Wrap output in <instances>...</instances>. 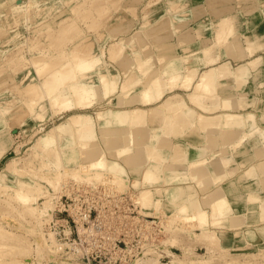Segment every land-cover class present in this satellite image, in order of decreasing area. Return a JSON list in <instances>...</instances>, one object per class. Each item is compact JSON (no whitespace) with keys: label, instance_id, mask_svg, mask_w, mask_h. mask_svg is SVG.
<instances>
[{"label":"rangeland","instance_id":"374dc122","mask_svg":"<svg viewBox=\"0 0 264 264\" xmlns=\"http://www.w3.org/2000/svg\"><path fill=\"white\" fill-rule=\"evenodd\" d=\"M174 1L180 2L182 0H0V132L2 130L5 131L6 129V132L8 131L9 136L12 138L10 140V144H8V146L0 153V172H4L5 166L10 161L14 160L22 173L19 171L21 174L18 173L19 175L12 177V182L16 181L17 177H21L25 181L40 183L39 185L43 190V194L41 193L42 195L37 197V204L27 207H22L20 203L14 199L11 192L4 191L2 193L6 194L7 197L0 198V226L9 229L11 233L15 232L12 236L15 235L17 236L16 238L19 239V241H16L17 239L14 237H12L14 240L11 241L10 237L9 240L8 238L4 239L7 243L10 242L9 245L11 248H9V250L12 251L13 249V252H8L6 263H10L9 261H11L12 264H15V261H18L17 264H35V262L36 264H65V262L67 264H86V260L83 261L81 259H77L80 247L75 244L74 246L71 245L72 248L77 247L78 250L76 249L75 251L78 252L74 251L75 248L70 250L65 247L67 242L61 238L62 235H57V231L54 229V227L57 228V226L55 224L49 225L52 219H57L58 217L66 218L67 213L64 209L67 208L64 207H68L70 204L71 206L74 205V208H77V210L80 211L79 214L84 215V213L90 211V209H92L91 218H95L99 214L102 228L96 233L99 237L95 238V248L103 249V255L108 257L111 255L114 256L113 258L120 257L121 254L119 255L118 253H115L116 250L110 248V243L118 240L123 249L126 250L123 251V255L130 258V262L128 264H154L157 261L155 260L156 258L159 259L155 264L161 262L169 263L172 259L177 262H184L185 264H264V252H262L264 251V237H262V235L264 236V225H252L251 222L253 220L249 222L247 215L254 213L256 211L254 209L257 208L262 221L264 220V195L261 197H257V195L254 196L251 189L248 190L247 187L243 186V193L245 195L238 193L239 195L233 194V196L230 197L232 195L231 194L229 196V202L233 205V207H241V209L237 210L231 209L233 215L230 218L234 219L236 215H238V221L235 218L237 223H231V219L225 217L228 213H226L227 215L223 214L224 216H222V214L218 215L217 206L214 204L216 201L210 199V194L214 191L213 188L215 187L217 188L218 186H221L228 188L229 186H232L230 189H227V191L237 189V183L232 181L231 176L238 169H244L242 174L244 179L256 177L258 181H260V175L258 172L260 170L261 172L264 170L262 169V163L260 164V162H264V127L258 126L256 118L250 111H239V113L243 116L233 118V124L232 120L229 121L223 116V111L226 110H218L220 108L219 106L224 103V100H220L221 104L218 102L221 98L218 92L219 85L222 83L220 78L231 73L236 76L238 81H243L246 80L249 69H247L246 72L238 71L240 70V67H244V64L242 66H238L235 70L231 69L228 64L225 65V67L218 68L217 66L216 69L213 68L215 70L212 71L215 72V75L208 82L210 84L213 80L209 86L211 88L210 89L207 85H205L206 83H202L198 86L196 85L198 84L197 81L202 74H198L199 72L197 68H192L195 72L191 68H188L190 71L186 69L184 72L182 68L176 67L169 62L172 67H169L172 71L170 73L173 75L171 76L168 72L170 70L167 67L169 66V63H165L166 59L164 60V58L160 55L156 57L160 64L158 63L159 65L157 67L153 65L155 57L150 54L148 50H150L151 41L154 40H151L150 37L152 35L147 34L146 31L151 25L149 19L152 18V20H154L157 17L161 18L165 15V13L167 14L170 3ZM180 9L181 5L177 4L174 7L172 5L170 7V10H174L175 13L181 12L178 11ZM168 19L166 17L162 18L161 21L156 24L158 25L159 30L167 31V27H173L171 25L172 21ZM139 21H142V24L139 23ZM145 21H147V27L145 26ZM224 23L227 25H223ZM218 26V31H216V33L219 32L220 34H224L227 30H229V34L232 32V27L228 23V20H225V22H219ZM220 27H223L222 29H226L220 30ZM172 30H174V28ZM137 31H139L138 37L140 40L138 38H134V40L136 39L135 41H130V45L128 43V46H125L117 56L112 58L110 52L111 44L117 39L124 38L123 40L126 41L129 36H132ZM141 32H143L144 35H142ZM218 34L216 35L217 39H215L214 45L217 43L216 41L219 42V40L222 39V36ZM164 35L165 33L161 36L159 35V37L162 38ZM218 36L221 38L219 39ZM144 41L147 44L144 45ZM74 43L75 47L78 45L76 48H74ZM84 44L88 45L87 47L91 50H95L96 53H101L103 55V63L101 66H97L95 70L91 71L94 75L96 74V77H98L97 72L100 70L116 71L120 77L118 82L121 78L125 81V75L123 74H125L124 71L127 72L129 69L130 71L128 70L127 72V81L129 83H135L146 77V71L149 72L150 70H153L155 71L154 74L157 72V76L155 75L156 77H154V79L157 80V77H159V80H161L160 82L157 80V85L161 84L159 86L165 88V92L167 93L168 90L170 91V89L175 88V86L183 87V85H185L183 82L185 80L183 79V76L185 77L189 74V76L192 77L193 75L194 77L195 75L196 77L193 79L188 76L185 82H189L192 79L190 81V85L189 83L187 84V87L193 88L192 85L195 86L193 88L194 91L192 90L193 92L191 91L189 94L193 95L191 93H196L193 95V97H196L192 98V96L190 97L189 95V99L196 107L200 106L199 108L202 111L192 107L190 105V101L188 102L183 96L164 95L165 99L162 103L160 100L157 103H153L157 106L160 104L158 107L162 105L161 107L163 110H157L156 114L155 112L157 108H155V111H153L154 109H151L152 114L153 112L155 113L154 117L151 118L153 115L150 114L151 111L147 107L148 104H143V102L140 104L136 102H125L123 104L122 102H119V104H115L105 101L108 99V96L101 99V92L103 91L104 85L101 86L102 84H100V79H98L99 77L97 79L92 78V83L95 84L98 91H100L98 94L100 98L95 100L91 107L82 109V111L84 114H88L93 117L95 122L93 121V123L79 128L72 127V129L67 128L66 130H63V133L61 132L62 136L60 135L61 137H59L57 144L55 143L54 145H50L49 148L47 147L46 149L38 151L40 148L37 147V142L40 136L45 134L56 124L65 120L67 115L72 112L58 113L56 110V112L54 111L55 106H53L51 110L48 111L47 116H44L43 114L40 115V113L37 112L36 115H40L41 117L37 116L36 119L38 120H36L35 114H33L35 116L34 117L33 115H30L29 111L27 112V110H22L23 115L21 116L20 114L21 118H19L20 116H14L13 118L15 121L19 118L16 122H20V124L14 122V125H11L9 119H12L13 117L10 116L11 112L13 114L12 105L18 102L22 108L25 104L23 102L26 101L28 103L29 101L35 100L34 96L36 97L37 94L34 90L38 87V85L43 86V81L46 77V74L42 73L41 70V72H38L37 70L34 71V69H31L29 65L24 64V66L18 62L15 63L13 56H15L17 60L19 59L24 61V59L29 58L32 55H48L50 52L57 54L59 51H71L74 49H77L78 52H82L83 50L86 51L88 49L86 45L84 46ZM131 44H133L132 47ZM117 47L118 46H115V49H117ZM79 48L81 50H79ZM250 48L252 49V47ZM211 51L212 46H208L207 50H203L204 54H207V52L208 54L210 53L209 55L207 54V56L205 54L206 58H211ZM129 53L131 55H129ZM133 61L137 62V64ZM140 61L143 62V64L139 65V63H141ZM129 63H131L134 67L130 65V67L126 69ZM257 63L258 60L249 64L250 66L248 65L247 67L255 68ZM14 64H17L16 68ZM18 66L20 68H18ZM120 66L122 67L120 68ZM211 67L212 66L206 70H209ZM206 70H204V72ZM164 72H168L169 74L165 73V75ZM175 72L176 75L178 72L183 73H179L180 75L178 74L175 77ZM165 76L166 80L164 79ZM139 78L140 80H138ZM170 78L171 80L169 81L174 83H172L173 87L171 86V83L170 85H167L166 81ZM172 78L179 79H175L176 81L174 82ZM178 81V84L181 85L176 84ZM102 83L104 84V82ZM157 85L155 86L157 87ZM182 87L177 88L176 91L182 93L184 90ZM204 87L207 89L209 88L208 91L207 89L204 90ZM195 88L199 90L201 94L204 91L205 92L203 95H200ZM202 90L204 91L202 92ZM41 93L43 92L41 91ZM131 95L133 98H137L135 91ZM199 95L201 96L200 98L198 97ZM207 96L209 98L208 102L205 101ZM218 96L220 98H218ZM125 98L127 99L128 97L125 95ZM133 98L130 97L129 99L136 100ZM224 98L225 97H222V99ZM121 99L122 100L120 101H123L124 97H121ZM194 99H197L199 103H196ZM238 99L241 101L247 100L250 103V105H247L248 107L253 105L252 102H254L253 100L247 99L244 95ZM229 100L230 98H225V101ZM238 101H236V103ZM241 101L240 104L242 103ZM11 102L14 103L12 104ZM182 102L184 103L182 104ZM30 103L31 102L26 104L24 108H27ZM240 104L238 107H245L244 109H246L244 102V106L243 104L240 106ZM136 105L140 108L146 107V111L149 110L150 112L147 111V113L144 110L146 115L144 114L143 118L133 121L131 120L132 122L127 125H113V123L108 124L109 121L102 124L98 118L95 117L98 110H107L110 107L117 110L120 107L132 108ZM172 105H175V108ZM182 105L184 106L182 107ZM187 105L188 107H186ZM206 105L209 107V110H207L208 107H205ZM7 106L8 109L11 107V110L7 111ZM179 106L182 107V109L179 108ZM214 106L217 108L212 109ZM170 107H173L174 110H171ZM221 108L226 109V106L224 108L222 105ZM227 109H230V107ZM5 110L7 112H5ZM177 110L180 111L178 112ZM187 110L189 113H186ZM192 110L194 112L197 111V114L190 113ZM19 111H21V109ZM164 111L167 113H163ZM159 112H161V114L158 115ZM15 113L17 114V112H14V114ZM162 113L164 117L162 116ZM247 113H251L252 116L246 115ZM147 114L149 115V118L147 117ZM181 114H184L187 117L182 115V117L185 118L183 120ZM190 114H192V116ZM24 116L27 118L29 116H33V119L32 121H30L31 117L27 119L25 121L26 124L28 120L30 121H28L27 125L25 122H23L24 124H21ZM156 116H158L159 119ZM161 116L163 118L166 116V119L163 121V118H160ZM146 117L149 120L146 119ZM13 119L12 121H14ZM180 119L182 121H180ZM235 119L239 120V122ZM262 119L264 120V115L262 116ZM155 120H158V122H155ZM223 120L225 121L222 126ZM161 121L163 122L161 123ZM183 121H187L186 123L189 124L187 125ZM228 121L232 124L229 125V123L226 125ZM151 122L154 125H151ZM252 123H255L256 126H252ZM218 128L223 130L224 133H222V136L224 137L226 135V129L241 128L242 131L241 134L234 139V141L229 144L220 145L222 146L221 148L216 146L217 148L215 149L208 133L209 131H216ZM199 132L204 134V143L201 148L202 152L201 150L190 151L186 148L187 142L185 141H187L186 139H188L189 135H198ZM242 134L243 136H240ZM244 134L247 136H244ZM232 136L234 135H226L227 138H224L225 141L228 142V139ZM129 145L130 149L127 150L126 148ZM117 146L120 147L118 148ZM250 147L251 149H249ZM102 152L107 161L116 163L123 169L122 174L124 175V178L123 182H119L120 184H114L115 182L111 181L114 178L112 177L114 175L107 170H101L103 174L101 171H99L101 172L100 174L96 172L99 174L100 178L95 179H93L94 175H87V172L84 173L80 171L81 167L87 168V163L91 162L95 154V156H98L102 154ZM39 153L41 154L40 156L45 154L47 158L39 157ZM127 156L137 157L139 161L130 160L131 163L128 164L127 161H125V157ZM180 156H186V160L181 161L178 158ZM228 156L232 159L227 163L225 162L226 164L221 162L224 164L222 166L224 167V173L219 174L218 171L213 172L217 178L215 182L209 186L212 187L210 190L211 192L208 190L209 187L205 188L202 187L204 185H199L203 182V178L201 177L198 179V176H195L194 178L195 174H193L192 177L193 168L187 167L189 164L195 163L194 167L197 168V166L199 167L200 163L203 162L202 165H207L209 169V165L211 167L214 166L211 170L213 171L216 168L214 163H218V160L223 161L225 159L222 158H226ZM248 156L251 157L249 158V161H240L241 159L248 158ZM189 159H193L191 160V163H188L190 162ZM198 160L201 162L199 163ZM43 162H45L44 165H42ZM47 162L50 163L48 164ZM57 162L59 163L56 164ZM233 163L236 165L232 166ZM193 164L189 166L192 167ZM245 164V168H242ZM62 166L68 169H63ZM59 167V170L62 169L66 171H60L61 175L59 177V181L56 183V187L59 190H57L59 192L58 193L52 189V187H49L47 182H42L38 178V175H41V177L46 175L50 176L53 172H56ZM70 168L72 170H70ZM34 169L38 172V174L36 173L37 176ZM32 171L34 173H32ZM76 171L78 172L77 174H83H80L81 176L76 175ZM175 173L177 174L176 179ZM187 173H189V176H187ZM43 174L44 176H42ZM97 174L95 175L97 176ZM218 174L222 176L219 180ZM145 175H148L151 179V183H149L150 186L137 182V179H143ZM170 175L172 178L169 179ZM238 175H240V173H238ZM89 176L91 177V180L88 179ZM35 185L37 186L38 184ZM116 185L118 186L116 187ZM235 185L237 187H235ZM113 186L115 188H113ZM44 190L48 193H44ZM179 190L183 191L181 192ZM200 191L204 192L202 196ZM37 194L38 193L34 190L33 195L36 196ZM185 197H188V200ZM157 198H159L160 202ZM48 199L49 203H47ZM179 199H185L184 202L181 201L182 205L179 204L181 203L179 202ZM177 200H179V203L175 202ZM203 200H205L206 203H204L205 201ZM238 200H245L246 205L244 206V204H242L241 206ZM213 201L215 202L213 203ZM47 205L50 207L52 206L53 209H50ZM184 205L187 211L183 207ZM196 205H198V207H196ZM35 206L38 210H43L45 215H42L43 212L41 210L39 211H41L42 214L37 212L38 210L34 209ZM61 209L63 211H60ZM181 209H184L185 212L180 211ZM199 210L204 214V220L201 219L202 216L200 218L198 217L200 216L198 213ZM188 213H191L190 216L192 217H190ZM38 214L40 220H42L40 222L41 224H38L39 227L37 226V218H39ZM206 227L208 228V232H213V238L206 239L202 235V231ZM48 232H54V235L52 234L55 237L54 245L53 240H50L51 238L48 236L49 234H47ZM74 234V236H76L75 230ZM20 240H24L19 243L22 245V247L20 245L21 248L18 245L15 246L14 243V241L18 243ZM23 243L25 245H23ZM98 245L101 247H98ZM35 247L38 251H40L39 253H37L38 251ZM24 251L26 253H24ZM109 251H111V254L108 253ZM20 252L26 254V256ZM260 252H262V255ZM9 253H11L12 256ZM69 253H71V255H69ZM57 256H60V258H57ZM31 257H33V259ZM58 259H60L61 262ZM117 264L121 263L118 262Z\"/></svg>","mask_w":264,"mask_h":264},{"label":"bare ground","instance_id":"6f19581e","mask_svg":"<svg viewBox=\"0 0 264 264\" xmlns=\"http://www.w3.org/2000/svg\"><path fill=\"white\" fill-rule=\"evenodd\" d=\"M97 1V0H96ZM184 8H181L180 10H178V11H182ZM147 21H145V26H146V23ZM223 22H225V20H223ZM227 22V21H226ZM229 23V22H228ZM222 25V24H221ZM223 25H225V23L223 24ZM222 25V26H223ZM227 25V24H226ZM225 25V26H226ZM144 26V25H143ZM151 26V25H150ZM149 26V27H150ZM224 26V27H225ZM147 27V26H146ZM149 27L147 28V29H149ZM217 27H219V26H217ZM230 27V26H229ZM223 28V27H222ZM221 27H220V30L222 29ZM226 29V28H225ZM225 29H222V30H225ZM147 31V30H146ZM218 31V30H217ZM229 31V30H228ZM139 31H137V32H135L132 36H129V38H127L126 39V41L125 40H123L124 38H122V39H117L116 41H114L112 44H111V46H110V52H111V56H112V58H114L115 56H117L118 55V53H120L121 52V50H123V48L125 47V46H128V43L130 42V41H132V40H134V38H138L139 39V33H138ZM142 33V35H144L143 34V32H141ZM219 33V32H218ZM217 33V34H218ZM225 33V32H224ZM218 35H223V34H218ZM145 36H147V35H145ZM145 36H142V37H145ZM141 38V37H140ZM147 38V37H146ZM218 38L220 39L221 37L220 36H218ZM223 38V37H222ZM138 39H137V41H138ZM217 39V38H216ZM218 39V40H219ZM136 40V39H135ZM134 40V41H135ZM140 40V39H139ZM141 40L143 41V39L141 38ZM220 41V40H219ZM140 42V41H139ZM145 42V41H144ZM217 43L216 44H218V41H216ZM131 43V42H130ZM130 43H129V45H130ZM77 44V43H76ZM79 44V43H78ZM81 44V43H80ZM144 45L145 44H147L146 42L145 43H143ZM215 44V45H216ZM86 44H84V46H85ZM142 45V44H141ZM250 45V47H252L253 46V44L252 43H250L249 44ZM78 46V45H77ZM76 46V47H77ZM83 46V45H82ZM88 45H86V47H87ZM115 46H118L117 47V49H115ZM133 46V44H131V47ZM143 46V45H142ZM75 47V43H74V48H76ZM73 48V49H74ZM88 48V49H87ZM86 49V51H82V52H78V50L76 51L75 49L74 50H71V51H61V52H63V53H61L60 51L59 52H57V54H55V53H53V52H50L48 55H41V56H35V55H32L31 57H29V58H26V59H24V61L23 60H17V58L15 57V56H13V60L15 61V63L16 62H18L19 64H21V65H29L30 67H31V69H34V71H38V72H41L42 71V73H45L46 74V77H45V79H44V81H43V86H39L38 85V87L37 88H35V93L37 94L36 95V97L34 96V98H35V100H32V101H29V102H31L30 103V105L27 107V108H24L25 107V105L26 104H29V102L27 103L26 101L25 102H23V103H25L24 104V107H20L21 105H19V103L17 102V103H12L13 105V114H12V112H11V117H12V119L14 118V116H20V114H21V116L23 115L22 113H23V111L22 110H24V111H26L27 110V112L29 111L30 112V115H33V114H37V112L38 113H40V115L41 114H43L44 116H47L48 114V111L49 110H51V108L53 107V106H55L54 107V111L56 110L58 113L59 112H72V113H70L69 115H67V117H66V119L65 120H63L62 122H60V123H58V124H56L54 127H52L51 129H49L45 134H43L42 136H40V138H39V140H38V142H37V147L38 148H40L38 151H41L42 149H46L47 147L49 148V146L50 145H54L55 143L57 144V142H58V140H59V137H61L62 136V131L63 130H66L67 128H71L72 129V127H81V126H85V125H88V124H91V123H93V121H94V118L93 117H91L90 115H88V114H84L83 113V111H82V109H87L88 107H91V105H93V103H94V101L95 100H98L99 98H100V96L98 95L99 94V92L100 91H98V89H97V87H96V85L95 84H93L92 82L93 81H91V79L92 78H98V79H100L99 81H100V84H102L101 86H103V91L101 92L102 93V96H101V99L103 98H105L106 96H108V99L107 100H105V101H109V102H112V103H118L119 104V102L121 103L122 102V104L123 103H125V102H129V103H133V102H136V103H141V102H143V104H148L147 105V107L149 108V110L151 111V109H154L153 111H155V108H157L156 109V114H157V110H163V108L160 106V107H158L160 104H158V106L156 105V104H153L154 102H156L157 103V101L158 100H160V102L162 103V101L165 99V97H164V93H166L165 91H166V89L165 88H162L161 86H159V85H161V84H158L157 85V83H158V81L157 80H159V77H157V80L156 79H154V77H156L157 76V72L154 74V72L155 71H149V72H147L146 71V73L145 74H147L146 75V77L142 80H140V78L138 79V80H140V81H138V82H135V83H129L128 81H127V72H128V67H130V65L132 66V64L131 63H129V65L127 66V68L126 69H128L127 70V72L126 71H124L125 72V74H123V72H122V74L123 75H125L124 77V79H125V81L124 80H122V78H121V80L118 82V79H120V77H119V75H118V72L116 73V71H108V70H100L99 72H97V76L98 77H96V74L94 75L93 73H91V71H93V70H95V68H97V66H101V64L103 63V55L101 54V53H96L95 52V50H91L89 47H87ZM208 48V47H207ZM207 48H204V49H206L207 50ZM253 48V47H252ZM90 49V50H89ZM203 49V50H204ZM79 50H81L80 48H79ZM209 52V51H208ZM208 52H207V54H208ZM212 52V51H211ZM206 54V53H205ZM205 54H204V56H205ZM207 54H206V56H207ZM210 54V53H209ZM208 54V55H209ZM158 57V56H157ZM161 57H163V56H161ZM164 58V60H165V57H163ZM208 59V61H207V63L209 64V63H214L215 61H216V59L214 58V57H211V58H209V57H207ZM138 59V58H137ZM136 59V60H137ZM160 59V58H159ZM256 60H258V59H254V60H251L250 61V63L249 64H252V63H254ZM135 64H137V62H135V61H133ZM138 62H139V60H138ZM141 62V61H140ZM247 62V61H246ZM17 63V64H18ZM133 63V64H134ZM13 64V63H12ZM17 64L15 65V68L17 67ZM134 64V65H135ZM140 64H143V62H141V63H139V65ZM249 64H244V67H240L239 69L240 70H238V71H242V72H246V70L247 69H249L247 66L249 65ZM24 65V66H25ZM125 65V64H124ZM123 65V66H124ZM225 65H227V64H221L220 66H218V68L219 67H225ZM243 65V64H242ZM241 65V66H242ZM138 66V65H137ZM250 66V65H249ZM22 67V66H21ZM132 67H134V66H132ZM131 67V68H132ZM168 68L169 67H171L170 66V63H169V66H167ZM216 67L217 66H212L209 70H206L205 72L203 71V73L200 75V77H199V80L197 81L198 82V84H196L197 86L198 85H200V84H202V83H206L205 85H207L208 87L210 86V84L213 82V80H212V82L209 84L208 82H209V80L210 79H212L213 77H214V75H215V72H213L215 69H216ZM18 68H20L19 66H18ZM17 68V69H18ZM130 68V69H131ZM160 68H161V66H160ZM172 68V67H171ZM213 68H215V69H213ZM29 69V68H28ZM156 69H158V68H156ZM156 69H154V70H156ZM162 69V68H161ZM167 69V68H166ZM192 69V68H191ZM41 70V71H40ZM124 70V69H123ZM165 70V69H164ZM163 70V71H164ZM169 70H170V68H169ZM173 70V69H172ZM187 70H189L190 71V69H188L187 68ZM193 71H194V69H192ZM213 70V71H212ZM220 70V69H219ZM29 71H30V69H29ZM130 71V70H129ZM158 71H160L159 69H158ZM167 71V70H166ZM189 71H187V72H189ZM169 73L170 72H172L171 70L170 71H168ZM168 72H164V74L165 73H168ZM185 72V71H184ZM195 72V71H194ZM168 73V74H169ZM179 73H183V72H178V74ZM192 73V72H191ZM218 73V72H217ZM222 73H223V71H222ZM233 73V72H232ZM154 74V75H153ZM172 73H170V75H171ZM177 74V75H178ZM184 74H186V73H184ZM184 74H182V75H184ZM188 74V73H187ZM231 74V73H230ZM152 75H153V77H152ZM156 75V76H155ZM166 75V74H165ZM176 75V72H175V77L177 76ZM180 75V74H179ZM192 75V74H191ZM145 76V75H144ZM151 76V77H150ZM171 76H173V75H171ZM188 76H189V74H188ZM188 76L186 75L185 77L183 76V79H185L183 82H184V84L186 85V87L188 86L187 84L189 83V85H190V81L194 78V77H196L195 75H194V77H193V75H192V77L191 76H189L190 78H192L189 82H185L186 80H187V78H188ZM197 76H199V75H197ZM218 76V75H217ZM216 76V77H217ZM123 77V76H122ZM149 77V78H148ZM178 77H182V76H178ZM161 78V77H160ZM189 78V79H190ZM164 79L166 80V76L164 77ZM173 79V78H172ZM175 79H179V78H174L173 80H174V82L176 81ZM181 79V78H180ZM198 79V78H197ZM102 80V81H101ZM169 80H171V78L170 79H168L166 82H167V85H170V83H171V81H169ZM217 80V79H216ZM155 81H157V82H155ZM161 80H159V82H160ZM169 81V82H168ZM181 81V82H182ZM102 82H104V84L102 83ZM217 82V81H216ZM169 83V84H168ZM173 83V82H172ZM172 83H171V86H172ZM179 83V81L176 83V84H178ZM174 84V83H173ZM203 84V85H204ZM209 84V85H208ZM45 85V86H44ZM155 85H157V87L155 86ZM166 85V86H167ZM178 85H181V84H178ZM182 85H183V83H182ZM185 85H183V87H185ZM165 86V87H166ZM193 86V88L195 87L194 85H192ZM207 86H205V87H207ZM156 87V88H155ZM173 87V86H172ZM176 87V86H175ZM185 87V88H186ZM203 88L204 90H206L207 88ZM211 87H212V85H211ZM102 88V87H101ZM169 88V87H168ZM188 88V87H187ZM210 88V87H209ZM208 88V89H209ZM33 89V88H32ZM100 89V88H99ZM172 89V88H171ZM196 89V88H195ZM208 89H207V91H208ZM211 89V88H210ZM197 90V89H196ZM204 90H202V92L204 91ZM212 90H213V88H212ZM41 91L43 92V93H41ZM134 91H135V93L137 94V98L135 97V98H133V96L131 95L132 93H134ZM169 91V90H168ZM194 91V90H193ZM192 91V92H193ZM198 92H199V94L200 95H203V93L205 92H203L202 94L200 93V91L199 90H197ZM196 91V92H197ZM214 91V90H213ZM115 92H117V93H115ZM191 92V91H190ZM35 93H34V95H35ZM115 93V94H114ZM114 94V95H113ZM191 94H196V93H191ZM112 95V96H111ZM125 95H126V97H128L127 99H129L130 97L131 98H133V99H136V100H131V99H129V100H127L126 98H125ZM128 95V96H127ZM135 95V94H134ZM190 95V94H189ZM193 95H190V97L192 96V98H194V97H196V96H194L193 97ZM198 96L199 98L201 97V96ZM121 97L123 98L124 97V100L123 101H120V100H122L121 99ZM144 99H143V98ZM239 97H241V96H239ZM37 98V99H36ZM120 98V99H119ZM218 98H220L219 96H218ZM226 98V97H225ZM225 98L224 99H222V98H220L219 99V103L221 104V101L220 100H224V103H225V106H226V108H233V107H235V106H238V104H240V99H238L237 101V103L235 102V104H234V102H232L231 100H229V101H225ZM126 99V100H125ZM229 99V98H228ZM243 99V98H242ZM184 100V99H183ZM195 100V99H194ZM218 100V99H217ZM244 100H245V97H244ZM16 101H17V99H16ZM192 101H193V99H192ZM196 101V103H199L198 101H197V99L195 100ZM22 102V101H21ZM97 102H99V101H97ZM185 102V101H184ZM184 102H182V104L184 103ZM202 102V101H201ZM242 103L240 104V106L243 104V102H244V104H245V106H246V108L248 107L247 105H250V103L246 100V101H241ZM135 103V104H136ZM193 103V102H192ZM224 103L223 104H219L220 106V108L222 107V105H223V107L225 108V106H224ZM252 103H254V102H252ZM16 104V105H15ZM21 104V103H20ZM128 104V103H127ZM180 104V103H179ZM194 104V103H193ZM202 104V103H201ZM244 104H243V106H244ZM164 105V104H163ZM195 105V104H194ZM198 105H200V104H198ZM197 105V106H198ZM129 106V105H128ZM157 106V107H156ZM166 106V105H165ZM173 107L175 106V105H172ZM184 105H182V107H183ZM126 107H127V105H126ZM172 107V108H173ZM178 107V106H177ZM182 107H180L179 106V108H181L182 109ZM186 107H188V105L186 106ZM200 107V106H199ZM198 107V108H199ZM202 107H203V105H202ZM201 107V108H202ZM205 107H208L207 105L205 106ZM4 108V107H3ZM5 108H6V106H5ZM10 109H8V106H7V111L8 110H11V107H9ZM146 108V107H145ZM145 108H140V107H137V105L136 106H134V107H132V108H122V107H120V108H118L117 110L116 109H113L112 107H110V108H108L107 110H104V109H102V110H98L97 111V114H95L96 116V118H98V120L103 124V123H105V122H107V121H109L108 122V124H112L113 123V125L114 124H122V125H127L128 123L130 124L133 120H136V119H141V118H143V116H144V114H145V111H146V109ZM147 108V109H148ZM160 108V109H159ZM162 108V109H161ZM171 108V107H170ZM169 108V109H170ZM171 108V110H174V108L172 109ZM204 108V107H203ZM215 108H217V107H215L214 106V108H212V109H215ZM245 108V107H244ZM21 109V111H19ZM168 109V108H167ZM177 109V108H176ZM187 109V108H186ZM223 109V108H222ZM5 110V112H7ZM145 110V111H144ZM149 110H147V111H149ZM165 110V109H164ZM171 110H167V111H171ZM185 110V109H184ZM206 110V109H205ZM207 110H209V107L207 108ZM211 110V109H210ZM228 110V109H227ZM55 111V112H56ZM146 111V112H147ZM149 111V112H150ZM178 111V110H177ZM176 111V112H177ZM180 111V110H179ZM178 111V112H179ZM182 111V110H181ZM10 112V111H9ZM14 112H17V114L15 115L14 114ZM42 112V113H41ZM166 111H164L163 113H165ZM197 112V111H196ZM196 112H194L193 110L192 111H190V113H196ZM24 113H26V112H24ZM148 113V112H147ZM154 112H153V114H152V111L150 112V114L151 115H153V116H151V118H153L154 117V114H155ZM163 113H162V116H163ZM167 113V112H166ZM181 113V112H180ZM183 113V112H182ZM185 113V112H184ZM186 113H189V111L187 110V112ZM185 113V114H186ZM51 114V113H50ZM49 114V115H50ZM159 114H161V112H159L158 113V115ZM172 114V113H171ZM197 114V113H196ZM3 115V114H2ZM26 115V114H25ZM40 115H36V117H35V119L37 118V116H39V117H41ZM146 115V114H145ZM148 115V114H147ZM182 115H184V114H181V117H182ZM191 116H192V114H190ZM246 115H249V116H252V114L251 113H247ZM10 116H9V118H10ZM21 116L19 117V118H21ZM27 116V115H26ZM33 116H29L28 118L27 117H25L24 116V118L22 119V123L21 124H24L23 122H25L27 119H29L30 117V121H32V119H33ZM160 117L161 119L164 117ZM185 116V115H184ZM198 116H199V113H198ZM197 116V117H198ZM220 116V115H219ZM222 116V115H221ZM223 116L225 117V119L227 118V120H229V121H231L232 120V122H233V124H234V120H233V118H237V117H241V116H243L242 114H240L239 112H233V111H231V110H229V111H223ZM16 117H15V119H16ZM148 118H149V115L147 116ZM146 117V119H148ZM157 118H158V116H156ZM185 117H187V116H185ZM19 118H17L18 120H19ZM42 118L44 119V117L42 116ZM41 118V119H42ZM95 118V119H96ZM183 118V120L185 119L184 117H182ZM181 118V119H182ZM200 118H201V116H200ZM204 118H206V117H204ZM208 118H214V117H208ZM232 118V119H231ZM12 119L10 118L9 119V122H10V124L12 125H14V122H16L17 121V119H16V121L14 120V121H12ZM159 119V118H158ZM166 119V116H165V118H163V121ZM180 119V121H182ZM193 119H195V118H193ZM222 119V118H221ZM224 119V118H223ZM12 121V123H11V121ZM36 120H38V119H36ZM35 120V121H36ZM39 120H40V118H39ZM97 120V121H98ZM132 120V121H131ZM149 120V119H148ZM148 120H146V121H148ZM152 120V119H151ZM200 120V119H199ZM236 120V119H235ZM29 121V120H28ZM28 121H27V124H28ZM29 121V122H30ZM34 121V120H33ZM140 121V120H139ZM158 122V120H155V122ZM163 121H161V123L163 122ZM191 121H193V120H191ZM202 121V120H201ZM224 121L225 120H223V124H222V126L224 125ZM227 122L226 123V125H228L230 122ZM236 121H238L239 122V120H236ZM7 122V121H6ZM95 122V121H94ZM183 122H187V121H183ZM182 122V123H183ZM198 122H200V121H198ZM16 123H19L20 124V122H16ZM137 123V122H136ZM202 123V122H201ZM221 123V122H220ZM242 123V122H241ZM25 124H26V122H25ZM26 124V125H27ZM160 124V123H159ZM187 125L189 124V123H186ZM192 124V123H191ZM232 123H230L229 125H231ZM19 126H21V125H19ZM24 126V125H23ZM252 126H256V124L255 123H252ZM26 127V126H25ZM103 128V127H102ZM130 128V127H129ZM230 129V128H229ZM70 130V129H69ZM62 132V133H61ZM131 133H132V130H131ZM224 133V132H223ZM226 133V132H225ZM243 133V132H242ZM249 133V132H248ZM129 134H130V130H129ZM61 135V136H60ZM223 135V134H222ZM227 135V134H226ZM226 135H225V137L224 138H227V137H230V136H227L226 137ZM246 134H244V136H245ZM240 136H243V134L242 135H240ZM247 136V135H246ZM128 138V137H127ZM127 138H126V141H127ZM239 138V137H238ZM241 138H244V137H241ZM12 138H11V136H9V134H8V131L6 132V129H5V131L4 130H2L1 132H0V153L2 152V150H4L7 146H8V144H10V140H11ZM124 139V138H123ZM133 139H134V137H133ZM237 141H238V139H237ZM124 142V141H123ZM127 143H128V141H127ZM248 144V143H247ZM263 144V143H262ZM211 145V144H210ZM121 146V145H120ZM119 146V147H120ZM247 146V145H246ZM250 146V145H249ZM264 146V145H263ZM118 147V146H117ZM118 147V148H119ZM246 148V147H245ZM127 150H129L130 149V145L129 146H127V148H126ZM216 149V148H215ZM247 149V148H246ZM245 149V150H246ZM249 149H251V147L249 148ZM214 150V149H213ZM224 150V149H223ZM244 150V151H245ZM120 151V150H119ZM212 151V150H211ZM215 151V150H214ZM258 151V150H257ZM247 152V151H246ZM249 152V151H248ZM256 153V152H255ZM39 155V157H46V155L44 154H42L43 156H40L41 154L39 153L38 154ZM96 155V154H95ZM94 155V157H93V159L91 160V162H88L87 163V168H83V167H81V172H84V173H86L87 175H89V174H92V175H94V178L93 179H95V178H100L99 177V174L102 172L101 170H103V171H105V170H107L108 172H110L112 175H114V176H112V177H114L111 181H114L115 183L114 184H116V183H119V182H123V178H124V175L122 174L123 173V169L119 166V165H117L116 163H113V162H109V161H107V159H106V157L103 155V152H102V154H100V155H98V156H95ZM238 155H240V154H238ZM185 157L186 156H180V157H178L181 161H185L186 159H185ZM236 157V156H235ZM47 158V157H46ZM249 158H251V157H249L248 156V158H245V159H241L240 161H246V160H250ZM40 159V158H39ZM222 159H225V160H218V163H214V165H216V168H215V170H213V171H211V169H209L208 168V166L207 165H202L203 164V162H201L200 160H198L199 161V163H200V166L198 167L197 166V168H195L194 167V164H193V166L191 167V166H189V165H192V164H189L188 165V163H191V160H193V159H189L190 160V162H188L187 163V167H189V168H193V172L192 171H190V172H192V177H193V174H195L194 175V178H195V176L197 177L198 176V179L199 178H203V182L201 183V184H199V185H204V186H202V187H205V188H208L209 186H210V184H212V183H214L215 182V180H216V178L217 177H215V175L213 174V172L214 171H218V173L219 174H222V173H224V167H222L224 164H226L229 160H231L232 158L231 157H226V158H222ZM130 160H135V161H139V159L136 157H129V156H127V157H125V161H127V163L128 164H130L131 162H130ZM196 161V160H195ZM203 161V160H202ZM239 161V160H238ZM161 162V161H160ZM205 162V161H204ZM221 162H224V164H222ZM226 162V163H225ZM44 163L45 162H43V164L42 165H44ZM48 164L50 163V162H47ZM59 162H57L56 164H58ZM62 163V162H61ZM125 163V162H124ZM47 164V165H48ZM238 164V163H237ZM62 165V164H61ZM184 165V164H183ZM196 165H199V164H196ZM202 165V166H201ZM131 166V165H130ZM185 166V165H184ZM63 167V166H62ZM77 167V166H76ZM143 167H145V166H143ZM218 167V168H217ZM65 167H63V169H64ZM60 169V167L59 168H57V171L56 172H53L50 176H44V174L42 175V176H44V177H41V175H38V178L42 181V182H47V185L49 186V187H52V189H54L56 192H58L59 190L57 189V187H56V183L59 181V177H60V175H61V170H59ZM65 169H68V168H65ZM75 169V168H74ZM76 169H78V168H76ZM80 169V168H79ZM31 170H33V169H31ZM70 170H72L71 168H70ZM142 170H143V168H142ZM19 171H21L20 169H19V167L16 165V162L14 161V160H12V161H10L6 166H5V170H4V172H0V198H6L7 197V195L6 194H2L4 191H7V192H11V194L13 195V197H14V199L17 201V202H19L20 203V205L22 206V207H27V206H32V205H36L37 204V197L39 196V195H42L43 193V190H42V187L39 185L40 183H36V182H34V181H25V180H23L21 177H17V179H16V181H14V182H12V177H14L15 175H19V174H21L22 173V171H21V173H19ZM62 171H66V170H62ZM68 171V170H67ZM78 171V170H77ZM76 171V175H80V174H83V173H80V174H77L78 172ZM99 171H101V172H99ZM34 172H35V174L37 173L38 174V172H36L35 171V169H34ZM33 171H32V173H34ZM69 172V171H68ZM99 173V174H97V173ZM177 172V171H176ZM188 172V171H187ZM189 172V173H190ZM19 173V174H18ZM64 173V172H63ZM62 173V174H63ZM93 173H95V174H97V176L95 175V174H93ZM189 173H187L188 175L187 176H189ZM37 174H36V176H37ZM85 174V175H86ZM102 174H103V172H102ZM218 174V180H219V178H221L222 176H220ZM174 175V174H173ZM172 175V176H173ZM175 179H176V177H177V174L175 173ZM183 175V174H182ZM186 175V174H185ZM81 176V175H80ZM89 176V178L88 179H90L91 177ZM191 176V175H190ZM83 177V176H82ZM85 177V176H84ZM87 177V176H86ZM174 177V176H173ZM179 177V176H178ZM46 178V179H45ZM122 178V179H121ZM170 178H172L171 177V175H170V177H169V179ZM255 179H256V177H254ZM118 179H119V181H118ZM175 179H173V180H175ZM91 180V179H90ZM196 180H197V178H196ZM201 180V179H200ZM96 181V180H95ZM110 181V180H109ZM258 181V180H257ZM137 182L138 183H144V185H148V186H150V184L149 183H151V179H150V177L148 176V175H145L144 176V178L143 179H137ZM199 182V181H198ZM35 184H38L37 186L35 185ZM120 184V183H119ZM118 184V185H119ZM118 185H116V187L118 186ZM115 186V185H114ZM113 186V188H115ZM156 186V185H155ZM237 186H238V184H237ZM236 186V187H237ZM241 186L243 187H247L248 188V190L249 189H251V192L253 193V195L255 196V195H257V197H261V196H263V195H261L260 194V191H254L253 190V186H254V184L253 183H250V182H248V183H246V184H244V185H242L241 184ZM120 187V186H119ZM153 187V186H152ZM60 188V187H59ZM146 188V187H145ZM149 188V187H148ZM155 188V187H154ZM153 188V189H154ZM204 188V189H205ZM210 189L212 188V187H209ZM94 189H96V188H94ZM34 190L38 193L36 196H34L33 194H34ZM45 190H47V189H45ZM44 190V191H45ZM58 190V191H57ZM157 190V189H156ZM174 190V189H173ZM209 190V189H208ZM207 190V191H208ZM213 190L214 191H210L209 190V192H211V194H210V199H212V200H215V201H213V203L214 204H216V208H217V213H218V215H221L222 214V216H224L223 214H226V213H228V215L227 216H225L226 218L228 217V218H230L232 215H233V212H232V210L231 209H235V210H237V209H241V207H239V208H237V207H233V205H231V203L229 202V198L230 197H232L233 195H231V194H229L228 192L226 193L225 192V188L224 187H215V188H213ZM179 191H181V190H179ZM183 191V190H182ZM181 191V192H182ZM95 192V191H94ZM129 192V191H128ZM173 192V191H172ZM174 192H176V191H174ZM178 192V191H177ZM208 192V193H209ZM246 192V191H245ZM31 193H33V194H31ZM42 193V194H41ZM44 193H48L47 191H45ZM59 193V192H58ZM113 193H114V191H113ZM120 193V192H119ZM150 193V192H149ZM180 193V192H179ZM207 193V194H208ZM231 193V192H230ZM107 194V193H106ZM117 194V193H116ZM147 194V193H146ZM154 194H156V193H154ZM237 194V193H236ZM33 195V196H32ZM148 195V194H147ZM146 195V196H147ZM231 195V196H230ZM239 195V194H238ZM243 195V194H242ZM51 196V195H50ZM54 196V195H53ZM230 196V197H229ZM235 196V195H234ZM241 197V196H240ZM131 198V197H130ZM161 198H162V195H161ZM184 198V197H183ZM186 198V197H185ZM188 198V197H187ZM186 198V199H187ZM128 199V198H127ZM158 200H159V198H157ZM52 200V199H51ZM180 200V199H179ZM179 200H177V201H175V202H178ZM188 200V199H187ZM186 200V201H187ZM181 201H185V199H181L179 202H181ZM203 201H205V200H203ZM239 201V204L242 206V204H244V206L246 205V201L245 200H238ZM140 202V201H139ZM156 202V201H155ZM159 202H160V200H159ZM178 202V203H179ZM47 203H49V199L47 200ZM173 203V202H172ZM204 203H206V201L204 202ZM212 203V202H211ZM50 204H53V203H50ZM49 204V205H50ZM179 204H181L182 205V202L181 203H179ZM184 204V203H183ZM209 204H210V201H209ZM49 205H47L48 207H50ZM47 206H46V208H47ZM187 206V205H186ZM54 207V206H53ZM127 207V206H126ZM182 207V206H181ZM184 208H185V205L183 206ZM196 207H198V205H196ZM202 207V206H201ZM213 207V206H212ZM31 208V207H30ZM128 208V207H127ZM194 208V207H193ZM200 208V207H199ZM34 209H37L38 210V208L35 206L34 207ZM50 209H53L52 208V206L50 207ZM179 209H180V207H179ZM186 209V208H185ZM39 210H41V209H39ZM37 211V212H40L41 213V211L43 212V210H41V211ZM46 210V209H45ZM184 209H181L180 211H182V212H185V210L183 211ZM194 210V209H193ZM47 211V210H46ZM49 211V210H48ZM186 211H187V209H186ZM240 211V210H239ZM152 212V211H151ZM171 212V211H170ZM193 212V211H192ZM197 212V211H196ZM238 212V211H237ZM49 213V212H48ZM180 213V212H179ZM198 213H199V215L200 216H198L199 218L202 216V218L201 219H203L204 220V214L202 213V211H198ZM37 214V213H36ZM42 214V213H41ZM182 214V213H181ZM187 214V213H186ZM186 214H184V215H186ZM189 214V213H188ZM241 214V213H240ZM42 215H45L44 214V212H43V214ZM130 215V214H129ZM191 215V213L189 214V216ZM192 215H194V214H192ZM41 216V215H40ZM215 216V215H214ZM235 216V215H234ZM38 217H39V214H38ZM43 217V216H42ZM51 217V216H50ZM54 217V216H53ZM190 217H192V216H190ZM194 217H196V216H194ZM237 217H238V215H236V220L238 221V219H237ZM226 218H224V219H226ZM235 218L234 219H231L230 220V222L231 223H237V221L235 220ZM197 219V218H196ZM207 219V218H206ZM222 220H223V218H222ZM42 220H40V217L39 218H37V226H38V224H41L40 222H41ZM206 221V220H205ZM229 222V221H228ZM160 223V222H159ZM207 224V223H206ZM151 225V224H150ZM39 227V226H38ZM38 229V228H37ZM50 229V228H49ZM133 229V228H132ZM149 229V228H148ZM161 229H162V227H161ZM80 230H81V233H85V229H84V227L82 228V227H80ZM163 230V229H162ZM145 231V230H144ZM12 234H15V232L14 233H11L10 232V230L9 229H6V228H4V227H2V226H0V264H5L6 263V261H7V256H8V252H13V249H12V251L11 250H9V248H11V246L9 245V243H7L4 239L6 238H8V240H9V237L11 238L10 239V241L11 240H14V239H12V237H14L15 239H17L16 241H19V239L18 238H16L17 236H15V235H13L12 236ZM47 234H49L48 236L51 238H49L50 240H53V245H54V242H55V237L53 236L54 235V232L52 233H47ZM53 234V235H52ZM56 234V233H55ZM17 235V234H16ZM151 235V234H150ZM202 235L206 238V239H208V238H213V232L211 231V232H208V228L206 227V228H204V230L202 231ZM56 236V235H55ZM22 238V237H21ZM23 239V238H22ZM57 239V238H56ZM157 239V238H156ZM16 241H14V243H15V246L16 245H18L19 247H20V245L21 244H19V243H21V241H24V240H20V242H16ZM26 241V240H25ZM27 242V241H26ZM52 242V241H51ZM11 243H13V242H11ZM17 243V244H16ZM56 244H57V242H56ZM55 244V245H56ZM66 244H68V242L66 243ZM70 244V243H69ZM23 245H25L24 243H23ZM27 245V244H26ZM52 245V244H51ZM73 246H74V244H73ZM142 246V245H141ZM18 247V248H19ZM21 247H22V245H21ZM20 247V248H21ZM72 247V246H71ZM14 248H16V247H14ZM24 248V247H23ZM28 249H30L29 247H27ZM37 248H38V246H37ZM75 248V249H74ZM74 248H71V249H74V251L77 249V247H74ZM79 248V247H78ZM24 249H26V248H24ZM23 249V250H24ZM28 249H27V251H28ZM35 249H36V247H35ZM80 250H81V248H79ZM21 250V249H20ZM37 250V249H36ZM56 250V249H55ZM78 250V249H77ZM79 250V251H80ZM38 251V250H37ZM40 251H38L37 253H39ZM66 252V251H65ZM64 252V253H65ZM71 252V251H70ZM75 252H78V251H75ZM262 252H264V251H262ZM262 252H260L261 253V255H262ZM21 253V252H20ZM24 253H26L25 251H24ZM24 253H21V254H23V255H25L26 256V254H24ZM27 253H29V252H27ZM78 253H80V252H78ZM11 256H12V254L11 253H9ZM20 254V255H21ZM62 254V253H61ZM67 254V253H66ZM73 254V253H72ZM264 254V253H263ZM16 255H17V253H16ZM22 255V256H23ZM45 255V254H44ZM55 255V254H54ZM59 255V254H58ZM69 255H71V253H69ZM75 255V254H74ZM19 256V255H18ZM28 256V255H27ZM39 256H40V254H39ZM66 256V255H65ZM16 257V256H15ZM14 257V258H15ZM20 257V256H19ZM51 257V256H50ZM73 257V256H72ZM77 257H79V255L77 256ZM17 258V257H16ZM24 258V257H23ZM32 259H33V257H31ZM57 258H60V256L58 257L57 256ZM75 258H76V256H75ZM30 259V258H29ZM55 259V258H54ZM158 259L159 258H156L155 260H157L158 261ZM24 260V259H23ZM59 261H60V259H58ZM67 261V260H66ZM156 261V262H157ZM10 263H11V261H9ZM18 262V261H17ZM17 262L15 261V264H17ZM25 262V261H24ZM34 262V261H33ZM57 262V261H56ZM61 262V261H60ZM155 262V263H156ZM8 263V262H7ZM6 263V264H7ZM10 263H8V264H10ZM28 263V262H27ZM154 263V262H153ZM154 263V264H155ZM12 264V263H11ZM20 264V263H19ZM24 264V263H23ZM32 264V263H31ZM34 264V263H33ZM35 264H36V262H35ZM65 264H67L66 262H65ZM158 264H185L184 262H177L176 260H170V262L169 263H166V262H161V263H158Z\"/></svg>","mask_w":264,"mask_h":264},{"label":"crops","instance_id":"0c3cea01","mask_svg":"<svg viewBox=\"0 0 264 264\" xmlns=\"http://www.w3.org/2000/svg\"><path fill=\"white\" fill-rule=\"evenodd\" d=\"M180 2L174 1L170 3L167 14L165 13L161 18L157 17L154 20H152V18L149 19L151 26L147 30V34L152 35L150 38L154 41H151L150 50H148V52L155 57L153 65L157 67L160 64L156 59V57L160 55L165 57V63L170 62L176 67L182 68L184 71L187 68H197L198 74H201L204 70L213 65L220 66L221 64H228L231 69L235 70L242 64H249L251 60L258 59L255 68L249 67L246 80L238 81L236 76L229 74L220 78L222 83L218 88L221 98H230V100L235 103L240 95H244L247 99L254 101L253 105L244 109L238 107V104V106L228 110L227 108H219L218 110H231L233 112L250 111L256 118L258 126L264 127V120L262 119L264 115V0H182ZM176 4L181 5V8H184V10L179 13L170 10L171 5L174 7ZM165 17L172 21L171 25L173 27H167V31H161L156 24ZM223 20H228L232 27V32L229 34L227 30L228 32L226 31L222 35L223 38L218 44L214 45L217 35V26L219 22ZM139 23L142 24V21H139ZM173 28L175 31L172 30ZM164 33L167 35L160 38L159 35L161 36ZM250 43L253 44L252 49L250 48ZM208 46H212L210 57L216 59L213 64L207 63L208 58H206L203 53V49ZM129 55L131 54L129 53ZM121 67L122 66H120V68ZM181 87L182 86L170 89V91L165 93V96H183L188 102L190 101L192 107L202 111L191 103L189 99V93L193 88L182 87V89H184L182 93L176 91L177 88ZM205 101H209L208 96L205 98ZM157 102H159V100ZM150 124L154 125L152 122ZM241 131V128L226 129L225 134L234 135L228 139V142H226L224 136H222L223 130L220 128L213 132L209 131L208 136L211 138L215 148H217L216 146L221 148L222 146L220 145L229 144L234 141V139L241 134ZM186 140V148L190 151H200L204 143V134L199 132L198 135H189ZM261 163L262 169H264V162H260V164ZM235 165V163L232 164V166ZM245 166L246 164L242 166V168H245ZM209 167L211 170L214 168V166L211 167L210 165ZM243 170L244 169H238L231 176L232 181L239 184L237 189L227 191V189H230L232 186L228 188L224 187L225 192L232 195L236 193L245 195L243 193L244 188H242L241 184L244 185L250 182L254 184V191H260V194L264 195V170L258 172L260 181H257L254 177L244 179L242 175ZM238 173H240V175H238ZM211 189L209 188V190ZM200 193L201 196L204 194L202 191H200ZM254 210H256L254 213L247 214L248 221L250 222L253 220L251 222L252 225H264V220L262 221L258 209L255 208ZM262 237L264 236L262 235Z\"/></svg>","mask_w":264,"mask_h":264},{"label":"built area","instance_id":"2783aa9c","mask_svg":"<svg viewBox=\"0 0 264 264\" xmlns=\"http://www.w3.org/2000/svg\"><path fill=\"white\" fill-rule=\"evenodd\" d=\"M64 208H67L64 209L67 213V217L52 219L49 225L55 224L57 228L54 227V229L57 231V235H62L63 237L61 236V238L70 243L65 245V247L71 250V245L73 246V244H75L81 248L77 259L86 260V264H117L118 262L121 264H128L130 262V258L123 255V251L126 250L123 249L118 240L110 243V248L116 250L115 253L121 254L120 257L113 258L114 256L112 255L108 257L103 255V249L95 248V238L99 237L96 233L102 228L99 214L97 217L91 218L92 209L82 215L79 214L80 211L77 210V208H74V205L71 206L69 204L68 207ZM62 209L60 211H63ZM80 227H84L85 233H81ZM74 230L76 236H74ZM98 247L101 246L98 245ZM108 253L111 254V251Z\"/></svg>","mask_w":264,"mask_h":264}]
</instances>
